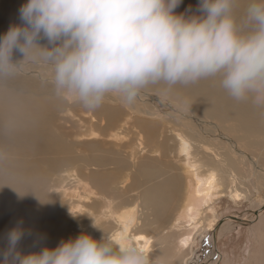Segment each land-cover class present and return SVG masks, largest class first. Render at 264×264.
<instances>
[{"label":"clouds","instance_id":"1","mask_svg":"<svg viewBox=\"0 0 264 264\" xmlns=\"http://www.w3.org/2000/svg\"><path fill=\"white\" fill-rule=\"evenodd\" d=\"M182 2L26 0L21 23L0 37V80L40 64L60 102L94 111L115 96L133 106L156 86L162 101L186 113L191 100L177 87L211 79L234 102L264 112V0H198L195 11L178 13ZM14 50L23 58L13 60ZM93 227L103 233L99 240L81 232L25 254L17 226L6 233L0 264H174L166 250L149 253Z\"/></svg>","mask_w":264,"mask_h":264},{"label":"rangeland","instance_id":"2","mask_svg":"<svg viewBox=\"0 0 264 264\" xmlns=\"http://www.w3.org/2000/svg\"><path fill=\"white\" fill-rule=\"evenodd\" d=\"M25 2L7 1L10 6ZM190 2L192 0H183L176 11L184 12ZM195 2L198 4V0ZM194 8H191L192 11ZM19 23L20 20L16 24ZM22 58V54L14 50L13 60ZM48 70L44 65L28 64L21 74L0 80V104L13 102L33 107L38 112L34 118L42 121L45 131L58 143L53 147L26 145L19 132L15 138L7 137L0 142V188L13 186L16 195H21L11 206L8 213L11 221L6 222L2 234L6 236L8 231L20 226L24 236L18 248L26 254L39 251L44 246L55 248L61 240L75 238L81 232L90 233L89 215L97 216L102 210L94 202L100 198L89 194V189L91 191L94 187L97 190L94 193L104 195L116 203L122 202L124 208L137 206L138 211H141L143 198L147 197L151 202L149 220H156V211L160 215V223L155 225L162 230L180 208L185 182L178 166L180 164L175 165L170 158L169 150H173L175 144L171 129L181 128L174 126L176 118L169 115L181 116L197 129L198 122L194 121L189 111L175 113L165 110L164 105H171L172 109L175 107L169 103L164 104L160 97L148 91L145 93L147 98H142L145 100L144 105L138 100L135 109L122 104L115 96L107 97L102 107L94 111L85 110L72 102H60L55 98L51 84L45 79ZM128 116L132 119L131 127L139 130H132L131 134L124 131L121 147L116 143H108V133L114 130L108 123L116 127ZM196 119L208 134L223 137L224 140H219L216 145L217 151L241 180L240 190L247 195L242 199H230L228 195L234 191V187L228 185L225 189L228 197L204 212V231L195 238L190 254L185 253L183 258L172 254L174 264H264V204L260 205L261 198H264V132L257 134L253 130H240L237 121L223 123L209 119L201 122L200 118ZM91 128L97 133H103L106 141L83 140L82 136L89 135ZM138 131L155 138L152 145L146 141L147 149L151 146L161 148L160 144L162 148L159 149L160 157L153 160L148 153L139 157L136 168H133L126 159L131 150L127 144H133L134 134ZM136 169L140 171L136 172ZM151 171L158 175L161 188L151 189ZM66 172L76 175L81 182L74 177L76 180L68 186L67 194L61 197L56 191L66 185L60 182V176ZM177 176L182 180L177 181ZM103 199L102 205H108L109 202L106 200L105 203ZM141 228L148 235H156L154 229ZM174 238L176 240L177 236ZM3 239L0 253L6 246L5 237ZM168 242L162 241L158 250L172 253V250L166 248L170 246ZM2 258L0 254V260Z\"/></svg>","mask_w":264,"mask_h":264},{"label":"bare ground","instance_id":"3","mask_svg":"<svg viewBox=\"0 0 264 264\" xmlns=\"http://www.w3.org/2000/svg\"><path fill=\"white\" fill-rule=\"evenodd\" d=\"M7 1L8 0H0V37L6 33L12 24H16L19 21V8L22 4L10 6ZM189 6H191V8H194L195 6L197 7V3L195 0H192V2L189 3ZM195 10L196 8L193 9V11ZM38 42L41 45L47 43L45 39H40ZM147 91L153 93L156 97H159L158 88L156 86L149 87L139 99L143 105L145 103V100L143 99L145 97L147 98V94H145ZM177 94L190 98L191 109L189 114L194 117V121L198 122L197 125L199 128L201 125L196 117L200 118L202 120L201 122H203V120L208 121L209 119H215L223 123L237 121L239 123L240 130H253L257 134H262L264 132V112L254 108L250 103L234 102L219 88L214 80H203L188 87L178 86ZM163 103L174 105V102L171 100L163 101ZM164 106L165 110H171L170 112L173 111L178 113L176 109L171 108V105ZM135 107L133 105L132 109H135ZM139 108L141 109V107ZM37 114L38 112L27 104L13 102L0 104V142L7 137L15 138L18 136L19 132L23 135L22 138L24 139L26 145H41L44 147H53L57 145L58 143L53 140L52 135L45 131L42 121L34 118ZM171 114L172 113L167 115L176 118L174 126L181 128L171 129L172 138L175 144L172 146L173 150H169L171 160L174 161L175 165L180 164L178 166L185 179L183 186L184 195L180 208L177 209V212L171 222L162 230H159L160 228L158 229L155 223H160V215L154 211L156 220H149L151 202L147 197L143 198L140 207L141 211H138L137 206L133 208H124V204H122V202L116 203L114 201H110V199L104 195L100 196L99 194L94 193L97 190L95 187H91L93 189H91V191L89 189V194H93L94 197L100 198L94 200V202L97 205H100L102 209H100L101 211L98 212L97 216L95 214L94 216L89 215L91 218V221L89 222L91 223V231L88 233L92 235L93 238L99 240L103 235L101 230L93 227L94 222L98 228L111 235L113 239L119 241L124 237L130 238L139 246L144 247L149 253L159 251L158 246L162 245V241H169L168 243L170 246L166 248L173 251L171 254H178V257L183 258L185 253L190 254V251L195 244V238L205 227L203 215L207 209L211 208V206L218 203V201L223 198H227L228 196L230 199L236 200L241 197L245 198L247 195H244L240 190L241 180L239 181V178L235 175L231 166L227 165L224 159H221V155L217 151L218 149L216 145L219 140H224L223 137L208 134L202 126L201 129H197L191 122L188 121L187 123L181 116L176 117ZM131 121V117L128 116L123 123L118 124L116 127H113L110 123H108L109 127L114 128V130L109 131V137L107 138L103 133H97L91 128V133L89 135L82 136V139L92 140L93 142H105L107 139L108 143H116V145L121 147L124 140H122L123 132L127 131L131 134L132 130L138 129L136 127H131ZM93 126L94 125L92 124V127ZM134 138L135 141L133 144H127V147H131V150L128 152L126 159L129 160L131 167L136 168V160H138L139 157H144L148 153L151 155L150 157H153V160L157 159L158 156L160 157V150L162 148L161 144V148L158 146L157 148L151 146L150 149H147V146H145V143L147 144L146 141H148L150 145L155 143V138L153 136H149L148 134L138 131V133L134 134ZM225 141L227 142V140ZM146 158L147 156L144 159ZM139 171V169H136V172ZM74 177L78 179L76 175L68 172L60 176L61 184L66 185L60 187L61 189L56 191L59 196L63 197L67 194V191L69 190L68 186L76 180ZM176 179L177 181L182 180L181 177L178 176ZM78 181L81 182L80 179H78ZM149 182L151 184V189H159L162 186L160 180L158 179V175L153 171L149 172ZM230 184L234 187V191L227 196L225 189ZM13 189V186H10L7 189L0 188V246L4 240L3 238L5 237L2 234L3 228L6 222L11 221V216L9 217L8 213L10 212L12 208L11 206L15 202L16 198L21 196L20 194L16 195ZM89 196L92 197V195ZM101 198H105L103 200H107L109 202L108 205L103 206ZM107 201L105 203H107ZM260 201V205H263L264 198H261ZM263 218L264 215H262V219ZM148 225H150V227H148ZM141 227L151 228L152 230L154 229V231H156V235H148L149 233H145L146 230L142 231ZM28 228L30 229V227ZM160 235L163 236L160 238ZM175 236H177L176 240L174 238ZM44 238L45 237H43V239ZM176 241H178L177 244ZM29 242L31 241L29 240ZM26 244H28V242ZM29 245L31 244L29 243Z\"/></svg>","mask_w":264,"mask_h":264},{"label":"snow or ice","instance_id":"4","mask_svg":"<svg viewBox=\"0 0 264 264\" xmlns=\"http://www.w3.org/2000/svg\"><path fill=\"white\" fill-rule=\"evenodd\" d=\"M142 239V238H141Z\"/></svg>","mask_w":264,"mask_h":264}]
</instances>
